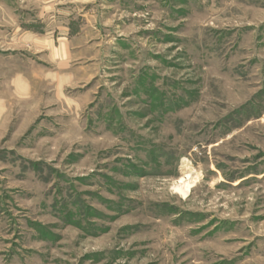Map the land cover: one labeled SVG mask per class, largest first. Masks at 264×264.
<instances>
[{"label": "rangeland", "instance_id": "374dc122", "mask_svg": "<svg viewBox=\"0 0 264 264\" xmlns=\"http://www.w3.org/2000/svg\"><path fill=\"white\" fill-rule=\"evenodd\" d=\"M0 264H264V0H0Z\"/></svg>", "mask_w": 264, "mask_h": 264}, {"label": "crops", "instance_id": "0c3cea01", "mask_svg": "<svg viewBox=\"0 0 264 264\" xmlns=\"http://www.w3.org/2000/svg\"><path fill=\"white\" fill-rule=\"evenodd\" d=\"M65 37L58 48L55 47V44L53 41L47 40L46 42L42 41L44 44H46L47 48L50 50L51 53H70V44H69V29H65ZM40 40V38H37L36 41ZM52 42V43H51Z\"/></svg>", "mask_w": 264, "mask_h": 264}, {"label": "bare ground", "instance_id": "6f19581e", "mask_svg": "<svg viewBox=\"0 0 264 264\" xmlns=\"http://www.w3.org/2000/svg\"><path fill=\"white\" fill-rule=\"evenodd\" d=\"M189 169V168H187ZM190 174V173H189ZM188 175V174H186ZM183 177V176H182ZM191 177L190 175H188L186 178H182L179 182L176 183V185L174 186V190L178 193H180V195L182 196H187L188 193L190 192L191 190V184L193 183V181H190V178ZM195 179V178H194ZM193 179V180H194ZM195 182V180H194Z\"/></svg>", "mask_w": 264, "mask_h": 264}]
</instances>
